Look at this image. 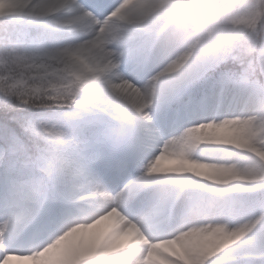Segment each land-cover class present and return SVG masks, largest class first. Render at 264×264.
Wrapping results in <instances>:
<instances>
[{"label": "snow or ice", "instance_id": "6c2138e0", "mask_svg": "<svg viewBox=\"0 0 264 264\" xmlns=\"http://www.w3.org/2000/svg\"><path fill=\"white\" fill-rule=\"evenodd\" d=\"M0 264H264V0H0Z\"/></svg>", "mask_w": 264, "mask_h": 264}]
</instances>
